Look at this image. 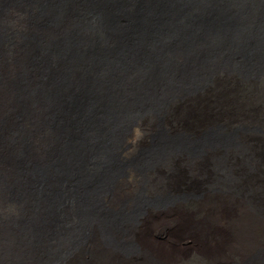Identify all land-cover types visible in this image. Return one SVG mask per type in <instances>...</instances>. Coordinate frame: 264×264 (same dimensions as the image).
<instances>
[{
	"label": "bare ground",
	"instance_id": "6f19581e",
	"mask_svg": "<svg viewBox=\"0 0 264 264\" xmlns=\"http://www.w3.org/2000/svg\"><path fill=\"white\" fill-rule=\"evenodd\" d=\"M226 65L264 76V0H0V264H162L134 217L221 178L225 192L232 178L216 143L226 133L170 136L158 124L128 158L124 141L139 117ZM238 127L235 147L258 131ZM173 154L193 156L206 181L143 187L109 208L122 177L142 181ZM261 253L251 264H264Z\"/></svg>",
	"mask_w": 264,
	"mask_h": 264
},
{
	"label": "rangeland",
	"instance_id": "374dc122",
	"mask_svg": "<svg viewBox=\"0 0 264 264\" xmlns=\"http://www.w3.org/2000/svg\"><path fill=\"white\" fill-rule=\"evenodd\" d=\"M234 71L226 65L218 73H213L201 82L192 93L190 92L191 94L179 92V95L176 94L178 96H172L173 99L169 98L163 105L159 116L139 117V120L137 119L134 123L133 132L126 136L124 144L131 143V146L125 147L122 155L138 157L147 144L149 135L159 130L158 124H161L167 135H188L196 129L193 121L190 122L194 118L192 117L194 112L211 106L221 107V110L228 108L227 114L238 112L249 119L252 118L251 124L262 130V132H256V138L253 136L250 139L252 142L248 141L243 145L247 153H255L254 158L249 157V159H255L256 164L252 166V162L236 157L230 160V156H227L226 171L236 175L239 182L227 184L225 192L222 193L219 187L221 178L219 181H211L213 183L211 187L180 192L182 197L175 201L176 203L171 204L170 201L166 204L160 202L156 205H143L138 211L134 220L141 223V226L136 227V232L139 230V234L146 238V243L150 245L153 253L156 254L155 257L157 260L160 259L162 264H251L253 258H257L264 251V139L261 138L264 135V120L259 125L255 121L257 117L264 119V105H262L264 104V76L245 77L247 75L240 76V73L237 71L234 73ZM230 87H232L231 92H229ZM243 90H245L244 96L248 98L242 96L241 105H234L236 103L229 95ZM248 101L254 105H245ZM187 103L189 105L185 106L184 104L187 105ZM214 127H220L219 123L199 128L200 131L196 129L192 134L196 133L198 137L219 135L212 130ZM235 128L240 127H232L230 131L223 126L220 127L223 133H232V137H235ZM243 134L241 132L240 136ZM238 153H240L239 150L236 151V155ZM185 159L179 154H173L162 164L154 163L148 169L151 171L144 173L142 181L136 179L135 173L128 172L118 182L112 199L107 202V205L114 209L121 200L128 198L145 185L151 187L153 192H160V189L170 182L172 184L168 186L173 188L166 190L170 192L182 189L183 182L191 180L192 177L204 183L208 176L198 168L190 169L188 164L190 159ZM184 169L187 173L186 178L179 177V172ZM227 172V176L232 178ZM155 182L157 185H154ZM163 182L166 184L164 185ZM149 191L146 192L147 195H151ZM195 199L204 200L196 201ZM145 223H149L148 227L143 225ZM132 252L136 255L138 253L136 248ZM113 257L126 264H140L138 261L124 259L117 255ZM87 258L86 262L80 259L79 264H97L93 262L95 259L89 256ZM107 264H113V259H110Z\"/></svg>",
	"mask_w": 264,
	"mask_h": 264
},
{
	"label": "clouds",
	"instance_id": "9594fccd",
	"mask_svg": "<svg viewBox=\"0 0 264 264\" xmlns=\"http://www.w3.org/2000/svg\"><path fill=\"white\" fill-rule=\"evenodd\" d=\"M231 89H232V87H230V89H229V92H231ZM244 92H245V90H243V91H240V92H238V93H234V94H231V95H229L230 96V98L232 99V100H234L235 101V103L236 104H234V105H241V102H242V100H241V97H242V95H244ZM246 98H248V97H246ZM191 101V100H190ZM250 101H248L245 105H247V106H249L248 105V103H249ZM228 109V108H227ZM227 109H222L221 110V107H217V106H215V107H208V108H204V109H200V110H198V111H195L194 112V114L192 115V117H194V118H192L191 120H190V122H192L193 120H199V121H204L205 122V125L204 126H202V127H197L196 125H195V123H194V121L192 122L193 123V126L197 129V128H204V127H207V126H210V125H214L215 123H217V122H219V125L220 126H223V127H225V128H227V129H230V128H232V127H238V126H249V127H256V126H253L251 123L252 122H247L246 120H244L242 117L243 116H245V115H243V114H241V113H238V112H236V113H228L227 114V112H226V110ZM221 112V113H220ZM196 117H200V118H202V119H198V118H196ZM203 119H205V120H203ZM264 119L263 118H259V117H257V119L255 120L256 121V123L259 125V123H261L262 121H263ZM245 123V124H244ZM259 131H257V132H262V130H261V128L260 127H256ZM196 129H194L190 134H188V135H186V136H188V137H190L191 136V134L196 130ZM132 130H133V127H132ZM132 130H131V133H132ZM167 132V131H166ZM130 133V134H131ZM217 133L218 134H220L218 131H217ZM222 136H225L226 138H225V140L222 142V143H216L217 145H220V146H222V147H225L226 148V151H225V153H226V158H225V165H226V162H227V159H228V157L227 156H230V160H231V158L232 157H236L237 159H243L244 161H248V162H252L253 164H252V166L254 165V164H256L255 163V159L254 160H250L249 159V156H253L254 157V154L255 153H247V150L245 149V147L243 146L244 144H246L248 141L249 142H252L251 140H250V138L251 137H256L257 136V133L256 132H254V133H250V134H246V135H244V136H241V137H239V138H237L236 139V142L237 143H239V145H236V147L234 146V142H235V140H234V138L232 137V135L231 134H221ZM264 139V138H263ZM264 141V140H263ZM125 142V141H124ZM130 144V143H129ZM129 144H127L126 145V147H129ZM203 145H206V144H201V151H202V147H203ZM149 146V145H148ZM147 146V147H148ZM147 147H144V151H146V149H147ZM124 150H125V148H124ZM237 150H239L240 151V153H238L237 155H236V151ZM201 151L199 152V153H197V154H194V156H196V155H199V154H201ZM180 156H183L184 157V155H181V154H179ZM123 157H135V155H129V156H123ZM192 157L193 156H189V158L188 159H190V162H189V166H190V169L192 168L191 167V165H190V163H191V161H192ZM186 160V159H185ZM171 166L173 167V165L171 164ZM224 168H225V171H226V166H224ZM190 169H188V170H190ZM211 169V168H210ZM148 170V169H147ZM185 170V169H184ZM183 170V171H184ZM227 172V171H226ZM231 177H232V183H234V182H239L237 179V177H236V175H234V174H232V173H230V172H227ZM128 174V173H127ZM126 174V175H127ZM123 178V177H122ZM164 183V185L166 184L165 182H163ZM141 184V183H140ZM168 184H172V183H167L166 184V188H168V189H171V188H173V187H169L168 186ZM161 186H163V185H161ZM144 187H147L150 191H154V190H151V187H148L147 185H145ZM143 187H141L140 189H142ZM154 188H157V187H155L154 186ZM140 189H138L137 191H139ZM113 196V195H112ZM112 198V197H111ZM110 198V199H111ZM126 200V199H125ZM124 199L123 200H121L120 202H119V205H121V203L123 202V201H125ZM156 200H158V199H154V201H156ZM129 205V204H128Z\"/></svg>",
	"mask_w": 264,
	"mask_h": 264
},
{
	"label": "trees",
	"instance_id": "16d2710c",
	"mask_svg": "<svg viewBox=\"0 0 264 264\" xmlns=\"http://www.w3.org/2000/svg\"><path fill=\"white\" fill-rule=\"evenodd\" d=\"M242 96H244V95H242ZM244 97H248V96H244ZM262 104V103H261ZM185 106H188L189 105V103H187V105L186 104H184ZM248 105L249 106H253L254 105V103H252L251 101L248 103ZM262 105H264V104H262ZM244 120H246L247 122H252L253 121V119L251 118V119H249L248 117H246V116H243L242 117ZM194 121V123H195V125L197 126V127H202V126H204L205 125V122L204 121H199V120H193ZM252 138V137H251ZM250 138V139H251ZM256 138V137H255ZM261 138L263 139L264 138V135H262L261 136Z\"/></svg>",
	"mask_w": 264,
	"mask_h": 264
}]
</instances>
